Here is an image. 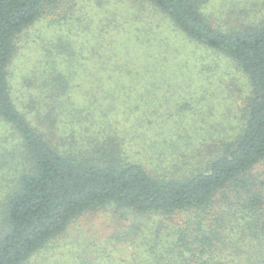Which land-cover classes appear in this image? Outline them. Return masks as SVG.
<instances>
[{
    "label": "trees",
    "instance_id": "1",
    "mask_svg": "<svg viewBox=\"0 0 264 264\" xmlns=\"http://www.w3.org/2000/svg\"><path fill=\"white\" fill-rule=\"evenodd\" d=\"M131 1L140 8L144 4ZM146 1L186 40L230 58L246 77L243 126L220 137L207 153L183 149L179 140L169 144L143 137L152 153L147 160L133 148L141 135L120 131L103 108L99 117L105 128L88 115L77 118L79 128H60L56 106L65 93L62 73L46 94L47 109L34 102L27 111L19 108L9 67L21 33L43 18L68 21L78 0H0V181L6 189L0 204V264H29L73 219L108 205L125 209L119 216L126 230L116 241L132 239L141 229L126 212L153 213L161 216L157 235L165 223H174L170 252L182 264H264V11L218 18L207 10L210 0ZM105 29L108 39L118 33ZM136 75L142 85L159 84L151 66L145 77L141 68Z\"/></svg>",
    "mask_w": 264,
    "mask_h": 264
},
{
    "label": "rangeland",
    "instance_id": "2",
    "mask_svg": "<svg viewBox=\"0 0 264 264\" xmlns=\"http://www.w3.org/2000/svg\"><path fill=\"white\" fill-rule=\"evenodd\" d=\"M143 3L140 8L131 0H78L68 21L51 23L43 18L24 30L9 67L14 101L26 111L33 102L40 110L47 109L51 99L46 94L57 81L54 76L62 73L65 93L56 106L61 129L79 128L77 118L87 115L96 118L94 125L104 127L99 117L103 108L120 131L141 135L133 148L144 159L152 153L146 151L142 138L151 136L162 143L179 140L177 146L183 149L210 152L220 137L233 136L243 126L240 106L249 92L247 79L230 58L186 40L169 17L149 1ZM259 8L263 14L264 0L207 4L218 18H245ZM104 27L117 28L118 33L108 39ZM111 56L115 59L110 62ZM147 66L157 73L158 85H151L149 75V86L140 84L138 68L145 77ZM157 156L153 154L155 160ZM4 184L0 181V204L6 194ZM123 210L108 205L76 217L29 264H182L170 252L174 223H165L157 235L158 214L134 217L126 212L141 229L132 239L114 240L124 234L126 220L119 216Z\"/></svg>",
    "mask_w": 264,
    "mask_h": 264
}]
</instances>
